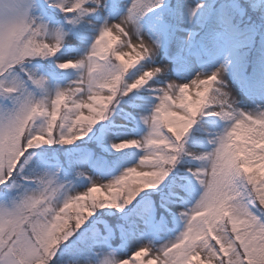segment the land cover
<instances>
[{
	"label": "snow or ice",
	"instance_id": "1",
	"mask_svg": "<svg viewBox=\"0 0 264 264\" xmlns=\"http://www.w3.org/2000/svg\"><path fill=\"white\" fill-rule=\"evenodd\" d=\"M205 6L0 0V264H264V106L213 36L177 51Z\"/></svg>",
	"mask_w": 264,
	"mask_h": 264
},
{
	"label": "rangeland",
	"instance_id": "2",
	"mask_svg": "<svg viewBox=\"0 0 264 264\" xmlns=\"http://www.w3.org/2000/svg\"><path fill=\"white\" fill-rule=\"evenodd\" d=\"M216 1L217 0H205V8L195 17H191L187 13L185 14L187 30H182L180 37L177 39V51L179 50L181 39L185 42L184 46L187 47L189 33L192 34L193 47L191 51L193 53H196L197 49L200 47L202 38H207L209 35L213 36L232 54V63L229 65L231 75L226 74V79L229 81L228 86L232 89L233 95L238 101V106L247 109L256 108L257 105L264 106V33L262 30L259 32L252 31L253 27L249 25L251 22L248 20L246 22L243 21L245 12L241 9H237L231 3L227 4V6H220L211 14L209 8L212 7ZM197 2H200V0H197ZM205 17L210 19L206 21V19H204ZM213 19L216 22H213ZM173 54L176 55L177 53L173 52ZM168 62V60H165V63ZM196 70L202 71L206 69L197 67ZM237 73H246L250 78V82L242 84L236 77ZM112 119L116 121V125L119 124V117H113ZM146 131L147 128L143 121L139 120L129 124L126 128H119L114 125L112 129L108 131L107 135L111 136L113 133H119L120 135L139 137ZM108 146L110 147V144H108ZM97 149L107 152L105 149L100 148L98 144L93 148V151ZM133 150L134 151H125L135 154V160L133 162H138L143 153L140 150ZM108 154L111 153L108 152ZM117 155H119V153H117ZM183 166L184 161L182 160L181 163L177 165V168L181 170V174H183ZM60 175L69 191L86 186V178H74L72 175H65L63 171H61ZM104 211L107 212L109 210ZM183 225L184 221L182 219H174L170 225L172 234H178L179 231L183 229Z\"/></svg>",
	"mask_w": 264,
	"mask_h": 264
},
{
	"label": "trees",
	"instance_id": "3",
	"mask_svg": "<svg viewBox=\"0 0 264 264\" xmlns=\"http://www.w3.org/2000/svg\"><path fill=\"white\" fill-rule=\"evenodd\" d=\"M223 1V3L229 4L231 3L237 9H241L245 12L243 15V21L251 22L249 25L255 28V32H259L260 30L264 33V0H217ZM107 152H110V147L103 148ZM127 151H134L133 149H129ZM171 179V177L169 178ZM155 199V197L153 198ZM111 211V210H109Z\"/></svg>",
	"mask_w": 264,
	"mask_h": 264
}]
</instances>
